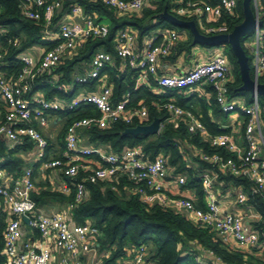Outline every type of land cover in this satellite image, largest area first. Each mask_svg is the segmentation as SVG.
I'll list each match as a JSON object with an SVG mask.
<instances>
[{"label": "built area", "instance_id": "1", "mask_svg": "<svg viewBox=\"0 0 264 264\" xmlns=\"http://www.w3.org/2000/svg\"><path fill=\"white\" fill-rule=\"evenodd\" d=\"M20 5L21 16L30 21H44V38L55 41L51 49L44 51L39 61L33 59L27 52L18 58L22 67L16 76L8 78L2 72V54L0 53V100L6 106L4 121L0 124V136L6 137L12 150L21 144L24 139L32 142L37 150L36 159L42 169H53L70 182H75L74 202L68 205V210L74 208L86 194L85 184L77 182L79 171L87 173L84 182L95 184L105 181L116 175H126L136 184L133 192L138 194L142 203L159 205L183 213L195 225L213 231L220 241L229 246L237 243L245 248H260L264 251V234L249 230L245 226L241 213H226L222 210L218 191L213 182L216 176L209 173L202 174L203 206L184 196L170 194L173 188H181L186 179L177 175L169 179L166 161L157 157L152 161L145 160L141 148L126 149L119 154L102 148H81L79 145V131L96 125L106 128L118 121L125 125L135 120L139 125H147L148 110L145 106L127 109L128 96L121 102H111V88L102 86L99 92L80 94L68 102L47 100L40 93L31 94L35 79L52 71L61 60L75 52L77 44L88 39H104L109 34V26L85 13L80 5L71 8L61 20L52 27V21L61 9L65 0H15ZM99 1L117 16L140 12L147 0H89ZM252 11L256 20L261 21L264 11L260 0H251ZM236 0H220L216 6L205 5L189 0H173L171 15L183 16L195 22L200 34L214 36L229 34L232 30L222 21V17L232 16L235 13ZM174 16V15H173ZM261 25L256 27L254 41L247 45L253 56L252 78L259 82L264 76V30ZM137 31L122 30L114 40L116 55L124 60L136 72L135 89L147 85L150 78L159 93L165 94L174 90L192 89L202 84H209L215 93L217 106L223 114L229 115L231 122L241 117L244 145L237 144L229 135H219L210 139L213 146L224 148L234 158L224 159L219 155H202V160L219 170L236 178H243L249 183L245 189L235 188V202L242 211L254 210L249 203V196H258L264 201V134L262 131L261 115L263 108L259 96H254L250 104L237 102L228 98V84L232 80L231 69L224 51L207 62L194 65L193 68L179 74L155 77L161 59H166L178 40L176 31L162 28L160 34L150 35L140 53L136 51L135 41ZM113 56L104 51L95 52L89 62L86 74L75 79L79 85H90L99 77L101 70L110 66ZM55 80V78H53ZM63 90V88H61ZM93 106L99 117H89L74 120L65 128L63 136L64 148L58 159L45 160L47 142L40 129L48 123V113L60 111H74L81 106ZM159 108L168 114L163 125L178 120L186 121L188 134L197 130L203 132L202 124L195 115L172 102H164ZM36 125H33V123ZM238 122V124L240 123ZM225 128V127H220ZM159 130V132H160ZM158 132V133H159ZM91 158L92 164H85ZM35 186L31 169H24L14 176L0 168V219H5L3 232V247L0 255L5 258L6 264H54L53 249L57 248L72 257L69 262L66 257L59 264H82L76 259L81 245L91 241V246H84L87 253L98 249L97 237L99 231L90 223L83 225L71 224L65 212L52 215L41 213L31 199ZM64 194L70 193L66 184ZM231 196V192L226 193ZM260 220V216H253ZM23 218L27 219L26 226L38 233V240L20 243L22 229L25 226ZM259 222V221H258ZM257 223V222H256ZM202 255L208 260L196 257L198 264H233L223 261L211 251L203 250ZM108 256L105 253L104 258ZM93 264H99L94 262ZM115 264H146L144 247L137 248L127 262L118 261Z\"/></svg>", "mask_w": 264, "mask_h": 264}, {"label": "trees", "instance_id": "2", "mask_svg": "<svg viewBox=\"0 0 264 264\" xmlns=\"http://www.w3.org/2000/svg\"><path fill=\"white\" fill-rule=\"evenodd\" d=\"M53 0H45L50 3ZM178 1V0H174ZM211 6H216L220 0H189ZM173 0H147L146 6L140 11L120 17L99 1L89 0H65L61 9L54 16L53 28L73 6L80 5L85 13H96L111 21L109 34L104 39H88L77 44L75 52L68 58H64L52 71L47 72L35 79L31 94L40 93L47 100L56 98H69L62 95L61 88L71 82L75 69L80 65L86 66L92 55L103 50L113 56V62L101 70V74L108 77V85L111 88V102L117 104L128 96L127 109L145 106L148 110L146 124L154 119L165 121L168 114L159 108L164 102H172L177 106L191 111L195 118L202 124L204 131L197 130L188 134L186 121L178 120L176 123L163 125L157 135L133 136L122 133L127 128L138 126L135 120L130 125L118 121L106 128L92 125L81 131L84 143L92 146H104L108 151L119 154L126 149L141 148L145 160L152 161L162 157L168 167L169 179L177 175L185 177L186 182L181 187L183 190L194 191L199 206H203L202 174L209 173L216 176L213 182L215 188L222 191L233 190L237 187L247 188L249 183L243 178H236L219 170L202 160V155H219L224 159L234 158L224 148L211 145L210 139L229 134L227 128H220L219 125L228 119L217 106L215 93L209 84H202L192 89L174 90L159 93L155 83L150 78L147 85L135 89L136 72L128 68L121 71L123 62L116 55L114 40L117 32L126 25L134 27L139 33V39H143L153 33L157 28L167 27L176 30L179 35L184 36L181 41L172 48L168 60L175 62L182 54H192L195 44L188 30L176 28L172 24L159 19L157 16L164 7L170 13ZM264 11V0H260ZM252 9V5H251ZM173 15L178 19H187L183 16ZM187 21V20H186ZM222 21L232 30L243 21L242 0H236L235 13L232 16H223ZM261 30H264V17L261 18ZM44 21H30L24 19L20 14V5L15 0H0V53L2 54V72L8 78H13L21 70L19 56L32 47H45L51 49L55 41L44 38ZM246 37V36H245ZM244 37V38H245ZM242 48L247 56V50ZM227 49L229 47L227 46ZM225 50L226 58L231 68L232 80L228 84V98H245L249 104L252 99L238 88L241 85L240 75L236 59L229 49ZM249 53V51H248ZM252 76V71L250 69ZM55 78V80H53ZM264 83V76L259 79ZM78 87V86H77ZM76 87V88H77ZM263 108L261 119L263 122L262 131L264 134V101L259 97ZM6 106L0 100V124L4 121ZM62 116L67 118V125L74 120L89 117H99L97 110L90 105L81 106L74 111H64ZM66 125V126H67ZM64 131L59 137L60 145L63 146ZM32 142L27 139L21 142L12 150H9L7 142L0 136V168L11 175H18L23 168L22 160L17 156L19 152L28 150ZM49 156L45 158L47 160ZM39 166L35 164V169ZM87 173L79 171L77 182H83L86 188L85 197L75 203L71 212V219L74 224L83 225L90 223L99 231L98 244L101 251L108 252L102 264H115L118 261L131 258L132 253L139 247H144L146 252V264H198L196 257L201 260H208L202 255L203 250L211 251L223 261L233 264H257V260L247 258L244 254L232 251L225 246L216 234L207 228H201L189 220L183 213L171 208L159 205H147L141 202L138 194L133 192L136 187L126 175L99 181L95 184L84 182ZM75 182H67L70 188L68 195L51 191L48 182L36 184V190L31 199L36 206H40L47 199H54L68 205L74 202ZM249 203L260 215L259 222L254 224L255 231L264 234V201L258 196H249ZM39 208V207H38ZM5 229V219H0V252L3 244L1 242ZM253 260V261H251ZM0 264H6L5 258L0 255ZM264 264V263H263Z\"/></svg>", "mask_w": 264, "mask_h": 264}, {"label": "crops", "instance_id": "3", "mask_svg": "<svg viewBox=\"0 0 264 264\" xmlns=\"http://www.w3.org/2000/svg\"><path fill=\"white\" fill-rule=\"evenodd\" d=\"M88 15L94 17V19L99 20L102 23H105L106 25L109 26V28L111 27L110 19H108L106 17L99 16L96 13H91ZM125 16H129V15L126 14V15H123L120 17H125ZM62 18H63V16H62ZM162 28H166L167 30L176 31L174 29H168L167 27H161V28H157L153 33L149 34V36L152 34H160ZM126 29H133V30L137 31L134 27L126 25L123 29L119 30L117 33H119L122 30H126ZM137 33H138V31H137ZM177 34H178V40H177L176 44L181 42V41H184V39H185V37L179 35L178 32H177ZM149 36L140 40L139 39V33L137 34L136 41H135V47H136L135 49L138 53H140L142 51V49L144 48L146 40ZM219 50H220L219 46L207 47V46H202V45H195V47L192 49V54H190L188 56H186L185 54H182L175 62H170L168 60V58L161 59L159 62V69H158L157 75L155 77H160L163 75L179 74L182 71L189 70V69L193 68L194 65L197 63L207 62V61L211 60L217 54V52ZM44 51H47V49L45 47L36 46V47L30 48L27 51V53L30 56H32L33 59L39 61L41 59ZM99 51H103V50H99ZM66 58H68V57H66ZM121 62H123V65H122L123 67H121L122 68L121 71L125 70L124 67L130 69L131 71H134L131 69V67L124 60H121ZM88 66H89V63L86 66L81 64L79 69L77 67V69H75L76 71L72 75L71 82L68 85L62 87L63 88V90H61L62 95L70 96L68 99L67 98L63 99V98L53 97L52 100H55L58 102H68L80 94L96 93V92L100 91V88L102 86H109L108 85V77L104 74H101V73L99 74V77L96 80H94L90 85L76 84L75 79L79 76L86 74V72L88 70ZM154 79L155 78H152L153 82H154ZM250 98H251V96H250ZM236 101L244 103V104H248L245 101V98H239V99H236ZM62 112H64V111L48 113L47 114L49 117L48 123L44 128L40 129L41 133L44 135L45 140L47 142L46 157L49 156V158L47 160L58 159L62 153L63 146L60 145L59 137L63 131L65 132V128L68 126L67 125V118L62 116V114H59ZM227 116H228V119L225 122L221 123V125H219V127L227 128L229 131V135L234 139V141L241 146L244 145L243 127H242L241 122H240V121H242L241 117L236 116V117H239V118H237V121L233 122V119H232V122H231L229 115H227ZM238 122H240V123L238 124ZM33 125H36V123L34 122ZM81 131H79V133H78L79 145L81 148H89L90 147V148H102L104 150L105 149L107 150V148L104 146L96 147V146L85 144L84 139L81 136ZM1 137L7 142L8 146L10 147V145H11L10 141L4 136H1ZM28 142H30V141L28 140ZM36 155H37V150H36L34 144L28 150L19 152L17 154V156L23 162V168H22L21 172L24 169H31L35 188H36V184L45 181V182H48L50 184L49 189L51 191H55V192L64 194L63 188L67 184L68 180L66 178H64L60 174V172H58L57 170L42 169L40 166V163L36 159ZM91 161H92L91 158L86 159L85 164L88 162L90 164H92ZM38 163H39V166L37 167V169H35V164H38ZM216 189L218 191L217 192L218 196L220 197L222 210L226 213H241L245 226L248 227L249 230L255 231L254 224L256 222H258L259 219H257L256 217H250V215L260 216L256 212V210L250 209L247 212L240 210L241 208L235 202V197H234L235 189H233L232 191L231 190L222 191V190H220V188H216ZM34 190H36V189H34ZM228 191L232 193L231 196H228L226 194ZM170 194L174 195V196L178 195V196H184V197L191 198L194 201H196L197 204L199 205L198 201L195 198L194 191L183 190L182 188H173L170 191ZM65 195H67V194H65ZM38 207H37L38 210L45 215H52V214L57 213V212H65L67 214L68 221L71 224H74L72 222V219H71V212H70L71 210H68V203L65 204V203H60L54 199H47ZM74 225H78V224H74ZM38 238H39L38 233L36 231L30 230L25 224V226L22 229V238H21L20 243L23 244L24 242L37 241ZM98 238L99 237H97V243H98ZM1 242L3 244V236H2ZM91 243H92L91 241H86L81 245V247L79 248V250L76 254V259H79L82 262V264H93L94 262H99V264H102L103 263V257L105 255V253H107V252L101 251L99 249L100 248L99 246H98L97 250H95V251L93 250L91 253L85 252L86 250H84V246L87 245L88 247H90ZM227 248H229L232 251L242 253L247 258L251 257V258L257 260V262H258L257 264H263L264 263V251L260 248H253V249L245 248V247L238 245L237 243H231ZM64 257L69 259L68 260L69 262H71L73 260L70 255L65 254L61 250H58L57 248L53 249V263L54 264H59L60 260ZM130 259L131 258L129 257L128 259L121 260V261L127 262ZM251 261H253V260H251Z\"/></svg>", "mask_w": 264, "mask_h": 264}, {"label": "water", "instance_id": "4", "mask_svg": "<svg viewBox=\"0 0 264 264\" xmlns=\"http://www.w3.org/2000/svg\"><path fill=\"white\" fill-rule=\"evenodd\" d=\"M250 3L251 0H242L243 21L236 25L229 34L204 36L199 33L194 21L178 19L171 15L167 11L166 7H164L162 12L157 17L172 24L176 28L188 30L192 37V42L195 45L207 47H217L223 45L228 46L234 55L236 64L238 66L241 80V85L238 90L240 92L249 93L251 98L254 96H259L264 101V83L256 82L251 77L248 58L241 45V39L250 35L256 27L261 25V21L256 20ZM160 122L161 121L159 119H154L148 125H138L132 128H127L123 131L122 136L157 135L160 130ZM23 221L25 224H27L26 218H23Z\"/></svg>", "mask_w": 264, "mask_h": 264}, {"label": "rangeland", "instance_id": "5", "mask_svg": "<svg viewBox=\"0 0 264 264\" xmlns=\"http://www.w3.org/2000/svg\"><path fill=\"white\" fill-rule=\"evenodd\" d=\"M254 41V34H250L248 36H246L243 40V45H244V48L245 50H247V45L252 43ZM220 50L224 51H228L227 53H229V49H227V46H219ZM247 58H248V63H249V67L250 69L252 70L253 69V56L250 54V52L248 53L247 51ZM249 95V93H246ZM250 96V95H249ZM236 99H239V98H236ZM261 124H262V127H263V122H262V119H261Z\"/></svg>", "mask_w": 264, "mask_h": 264}]
</instances>
